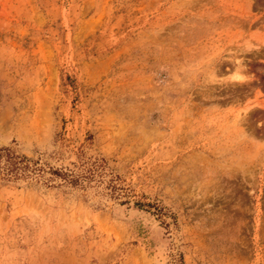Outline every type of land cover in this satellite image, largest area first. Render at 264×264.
<instances>
[{
    "label": "rangeland",
    "instance_id": "1",
    "mask_svg": "<svg viewBox=\"0 0 264 264\" xmlns=\"http://www.w3.org/2000/svg\"><path fill=\"white\" fill-rule=\"evenodd\" d=\"M263 78L264 0H0V264H264Z\"/></svg>",
    "mask_w": 264,
    "mask_h": 264
},
{
    "label": "trees",
    "instance_id": "2",
    "mask_svg": "<svg viewBox=\"0 0 264 264\" xmlns=\"http://www.w3.org/2000/svg\"><path fill=\"white\" fill-rule=\"evenodd\" d=\"M30 163L31 161L28 158L21 155H17L13 150L9 148H0V172L5 176V178L15 179L21 175H26V173L31 170L32 172L40 171L39 168L36 169V164L30 165ZM52 174L60 176L62 180H64V182L70 183L72 185H77L79 184L80 179L87 178L85 176H75L67 173L60 174L57 171H53ZM111 187L112 190L116 191L115 186ZM135 206L141 208L144 205L140 203H135Z\"/></svg>",
    "mask_w": 264,
    "mask_h": 264
}]
</instances>
